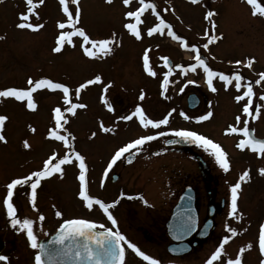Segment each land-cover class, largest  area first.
I'll return each mask as SVG.
<instances>
[{
  "label": "rangeland",
  "instance_id": "rangeland-1",
  "mask_svg": "<svg viewBox=\"0 0 264 264\" xmlns=\"http://www.w3.org/2000/svg\"><path fill=\"white\" fill-rule=\"evenodd\" d=\"M79 3V26L85 28L90 38H108L113 32L117 34L120 43L113 47L111 54L95 58L85 56L80 46V37H73L75 47L65 44L61 53L52 52L55 37L58 35L56 23L66 19L59 0H45V4L38 8L39 20L32 18L34 23L44 24L38 31L16 27L19 22L18 14L26 9L25 0H0V37H4L0 39V89L9 86L27 87L29 77L34 80L48 77L75 89L84 80L101 74L105 84L111 82V87L104 95L111 100L115 111H109L102 102L103 84L82 90L79 98L74 96V92L70 93L73 103H85L87 108L77 109L75 115L66 114L69 123L65 127L75 137L74 141L69 140L72 147L68 148L62 142L47 136L48 130L54 127L53 109L56 106L62 109L66 107L61 90L38 89L33 94L38 105L35 111L27 109L26 102L16 101L14 98L0 99V114L9 117L4 129L7 143L0 142V189L4 192L6 184L12 178L41 169L43 161L53 151L61 157L66 154L74 157V152L79 151L85 156L88 166L89 194L109 204L115 201L110 211L118 221L117 226L139 244L142 251L156 257L163 256L162 249L166 245V240L162 238V223L170 216L184 187L192 183L186 174L191 172L193 176H200L201 168L208 165L212 174L220 180L219 195L228 194L231 200V186L228 190L222 186L224 178L240 177L245 170H249L251 179H246L241 184L238 209H243L250 216L245 217V229L237 230V235L232 238L235 243L232 244L231 240L230 248L235 250L236 254L241 247H246L251 242L253 247L250 250L246 248L243 264H258L257 258L262 255L257 254L255 249L259 230L257 226L264 218V176L259 175L258 169L264 167V158L257 159L251 150L238 149L236 145L241 136L225 132L230 124L243 127L244 119L252 120L242 115L244 102L238 103L234 100L243 89L238 91L234 86L235 82L226 88L224 82L217 78L214 79L217 92L213 93L206 84L202 69L197 68L195 73L187 74L175 70L169 77L173 83L169 84L167 92L162 95V73L166 69L161 57L169 56L174 62L188 65L194 62L195 53L183 48L180 41L167 36L166 33L149 37L147 29L158 22L151 10L141 16L142 38L137 40L131 35L124 28V24L135 21L125 17L124 13L139 7L138 0H133L129 7H125L122 0H113L112 4L106 3L105 0H79ZM155 3L158 6L157 11H161V15L173 24V30L183 36L189 45L196 43L198 47L207 42L204 31L210 28L209 22L204 20L205 12L208 9L215 10L218 13L214 18L216 33L222 32L224 36L218 42L210 44L209 49L201 47V52L209 59L210 66L226 74L239 70L245 76V81H254L258 78L257 74L264 71V18L252 16L246 0H205L195 5L189 0H155ZM164 8L170 11L163 12ZM173 8L174 12L171 11ZM70 10L74 13L75 6L70 5ZM149 47L150 63L158 73L156 77L149 76L143 69L142 54L144 49ZM249 57L256 58L252 69H237L234 65V61H246ZM189 79L197 83L187 85L184 91L180 92V88L184 87ZM141 90L145 93L143 101L138 99ZM254 91L256 95L253 97V111L256 107H261L260 122L264 125V102L259 98L264 93V83L254 85ZM191 94H196L199 101L193 109L187 104V98ZM137 104H141L145 113L153 119L162 118L172 108L177 111L169 118V125L157 130L144 129L135 117L130 121L117 119L119 116L130 114ZM209 109L213 111V117L200 123L184 120L178 114L183 111L194 117L206 113ZM237 115H241L239 123L235 119ZM100 121L115 131L102 132L99 128ZM30 126L34 127L36 132L33 133ZM181 127L198 130L219 142L228 153L229 171H223L215 159L197 145L187 148L186 151H181L184 149L181 147L166 145V140L175 138L169 133V129ZM154 131H163L166 135L142 146L132 163L126 165L122 158L108 171L106 177L103 175L111 156L119 147ZM92 132L97 135L92 137ZM24 140L29 142L30 149L23 147ZM197 156L203 159L205 165L199 163ZM63 167V177L54 174L50 178L42 179L37 188L36 208L30 206L31 200L27 194L22 210L17 211L18 218L27 217L35 221L34 231L38 241L52 235L64 219L87 218L106 227L114 226L102 209L94 205L89 210L79 197L78 162L74 161ZM114 172H118L120 178L112 183L110 177ZM233 182L234 180L230 181L231 185ZM198 185L199 197L204 198L206 184L201 180ZM27 187L29 192L30 186ZM19 191L20 187L17 193ZM121 193L125 195L122 197ZM138 193L144 199H141ZM130 195L137 198L129 199ZM144 200L148 203L145 204ZM56 211H61L62 217L56 216ZM38 214H43L45 220L39 221ZM6 217V212L0 211V219ZM249 219L252 222H249ZM6 223H9L10 229L3 236L6 247L9 248L6 252L11 257L10 264L12 260L13 264H34L35 250L30 247L26 231L16 233L11 222ZM236 224L241 225V221L236 219ZM146 230L151 236L158 238L161 247L144 237ZM214 250L215 248L210 246L198 248L190 255L185 254V257L209 256ZM235 254L233 251L231 256L234 257ZM126 255V264H146L134 260L135 253L132 251L128 250Z\"/></svg>",
  "mask_w": 264,
  "mask_h": 264
},
{
  "label": "snow or ice",
  "instance_id": "snow-or-ice-1",
  "mask_svg": "<svg viewBox=\"0 0 264 264\" xmlns=\"http://www.w3.org/2000/svg\"><path fill=\"white\" fill-rule=\"evenodd\" d=\"M106 3L112 4L113 0H105ZM133 0H122L125 7H129ZM201 0H191L192 4H199ZM139 7L135 10H129L124 13L125 17L134 20L135 22H129L124 24V28L133 35L137 40L142 38L140 25L143 23L141 16L148 10L155 15L158 22L154 26L147 29V35L149 37L154 34L164 35L174 38L181 42V45L185 49H190L195 53L193 63H189L187 66L182 64L171 65L169 57L163 56L161 59L164 62L167 71L162 73L163 80L161 83L162 95L167 92L169 84L173 83L170 81L169 77L172 76L174 69L181 70L182 74H187L189 72L195 73L197 68L202 69L205 74V80L208 88L213 92H217V88L214 85V79H219L224 82L225 87L232 85L239 91L243 89L242 93L236 95L234 100L236 102H244L242 104V115L250 117L255 120L261 115V107H256L253 111V97L256 95L254 91V85H261L264 83V71H260L257 75L258 78L254 81H245V76L241 74L239 70L233 71L231 74H226L224 71L214 70L209 62L201 53V47L203 49H209L210 44H214L219 40L223 39L224 34L221 32L216 33V21L215 17L218 13L215 10L208 9L205 12L204 20L209 22L210 28H206L204 31V37H206L207 42L203 43L201 47H198L196 43L189 45L188 41L181 35H178L176 31L173 30L174 26L168 20L161 15V11H157V4L154 0H138ZM246 3L251 8L252 16H259L264 18V2L261 0H246ZM45 4V0H25L26 9L25 11L18 14V23L16 27L19 29H27L32 31H38L44 27V24L39 22H33L32 18L35 17L37 20L40 18L38 8ZM61 5L62 13L66 16L64 20H58L56 27L58 30V35L55 37V46L52 48V52L59 54L62 52L65 44L72 45L75 47L73 37L82 38L81 49L85 56L89 58H95L97 56H107L113 52V47L117 46L120 41L117 40V34L113 32L108 38L93 39L90 38L89 34L85 31V28L79 26L81 19V7L79 0H59ZM70 5L75 6V12L70 10ZM163 12H168L170 9L164 8ZM175 11V9H171ZM70 29V30H65ZM4 37H0L3 39ZM150 47L145 48L142 54V64L144 71L151 77H156L158 73L154 70L150 63ZM214 59V57H213ZM256 62L255 57H249L246 61L236 60L234 65L238 68L247 67L252 69L254 63ZM233 63V62H230ZM244 82V83H242ZM197 83L195 80H187L184 87L180 88V92L184 91L187 85ZM103 84L102 88V102L109 111L114 112V106L111 100L104 94L108 92L111 87V82L104 83L101 74H96L90 79L84 80L79 83L75 89L70 88V86L63 82H56L48 77H41L38 79H33L29 77L27 80V87H16L9 86L0 89V99L4 98H14L16 101L26 102V108L32 111L37 110L38 105L34 99V93L38 89H50V90H61L63 93V102L66 105L63 109L60 106H56L53 109L54 112V127H51L47 136L54 139L55 141H60L68 148L72 145L69 140H75V137L71 132L67 130L65 125L69 123L66 114H76L77 109H85L87 105L85 103H73L70 93L74 92V96L79 98L82 90H86L89 86ZM145 98V93L141 90L138 99L143 101ZM260 100L264 102V93L260 95ZM176 109H170L162 118L153 119L150 118L146 113L141 104H137L130 114L122 115L117 117L121 121H130L134 117L138 118V123L144 129L152 128L154 130L160 129L162 126H167L170 123V117L173 113H176ZM184 120L195 121L196 123L204 122L213 117L214 113L209 109L206 113L198 116H190L187 113L180 111L178 113ZM236 121L239 123L241 121V115L235 117ZM9 117L5 114H0V142L7 143L6 136L4 135V129L6 121ZM99 128L104 133H109L115 131V129L105 126L103 121L99 122ZM31 131L34 133L36 129L30 126ZM255 129H250L248 126V120H243V127L237 125H228L225 129L227 134H242V139L239 140L236 147L240 150L250 148L253 152L258 153L262 158H264V138H257L253 135ZM63 133V134H62ZM169 133L175 137V139H168L165 141L167 144H178V143H191L199 146L205 152L211 155L216 163L227 172L230 168V161L228 158V153L224 150L222 145L210 138L209 136L201 133L195 129L189 128H170ZM96 132H92L91 136L95 137ZM166 133L163 131H154L151 134L141 135L123 146L119 147L114 154L111 156L107 167L104 170L103 175L106 177L108 171L120 161L122 158L131 163L132 160L129 157L134 158L136 153L141 151L142 146L146 143L156 140L158 137L165 136ZM23 147L25 149H30L31 145L27 140L23 141ZM74 161L78 162V181L80 185L79 197L86 207L91 210L94 205L98 206L107 215V219L112 225H117L118 221L114 217L110 209L115 205V201L111 204L106 203L102 199H98L89 194L88 191V181L87 173L88 166L86 164V158L79 151L74 152V157L72 155L59 156L55 151L48 156L46 160L43 161V166L39 170H33L29 174L15 177L6 184V195L3 199V204L6 207V214L10 218V222L14 229L18 231H26V237L29 241L30 247L35 250L34 252V264H56V256H66L71 258L73 261H83V264H126V247L131 249L138 257L142 258L144 261L149 262V264H161V261L153 256L142 251L136 243L128 240L125 234H123L118 229L113 230L112 227H105L103 224H98L96 221L87 218H71L64 219L63 223L59 226V232L54 237L56 244L62 245L61 249L51 250L46 248V246L38 241L37 234L34 231L35 221L32 218H18L17 217V207L14 203V195L19 187L25 185L30 186L29 198L31 200V206L36 208L37 200V188L40 186L42 179L50 178L54 174H59L63 177L65 173L64 165L72 164ZM259 175L264 176V167L258 169ZM250 180L251 175L249 170H245L239 177V180L231 185V206L228 212V216L234 219H241V214L238 211V194L241 190V184L245 180ZM125 194L121 193L123 197ZM129 199H135V196H128ZM142 199V197H140ZM145 204L148 203L147 200L143 201ZM55 215L62 217L63 213L61 211H56ZM188 223L186 224L185 230L190 231L194 228V221L192 217H188ZM38 220L44 221L45 216L43 214H38ZM103 229L102 231H96V229ZM228 235H224L219 246L211 253L210 257L205 261V264H243V254L247 249H251L253 244L249 242L246 247H241L238 254L234 259L227 258L225 246L233 237L237 235V229L235 227L225 225ZM83 239L84 243L81 245L78 241ZM66 241L68 243H66ZM52 243V242H50ZM258 248L262 256H264V223L259 226L258 232ZM75 249V251H74ZM47 257V260L45 259ZM222 257L224 259H222ZM0 264H10V257L6 254H0ZM260 264H264V259L260 261Z\"/></svg>",
  "mask_w": 264,
  "mask_h": 264
},
{
  "label": "flooded vegetation",
  "instance_id": "flooded-vegetation-1",
  "mask_svg": "<svg viewBox=\"0 0 264 264\" xmlns=\"http://www.w3.org/2000/svg\"><path fill=\"white\" fill-rule=\"evenodd\" d=\"M261 2H264V0H261ZM260 121H261V115L258 119H255V120L252 119V120L248 121V124H250L249 128L251 127L253 129H255V132L259 137H264V133H262V131L264 129V125ZM175 148H180V147H175ZM170 149H172V147ZM186 150H188L186 147H184V149H181V151H186ZM254 153H256V152H254ZM256 155H257V159H262V157L258 153H256ZM196 160H197V158H196ZM199 168H201V167L199 166ZM201 172H202V175H200V176H199V174L193 176L191 174V172L186 174V175H189L190 179L192 180V183H190L184 187V189L187 187H192L195 189L196 227L192 231L190 236L186 239L187 242H189L190 244L193 245V249L190 251V253H188L189 255L192 252H194L195 250H197L198 248H206V247L210 246V247H214L216 249V247L219 246V243L221 242L223 236L229 234L227 232V229L225 228L226 224L229 226L235 227L237 230H239V229L243 230V229H245V226H246L245 225V217L249 218V216H250V215H247L243 209H238L242 218L238 219L241 221V225L236 224V219L234 220V218L228 216V212H229L230 206H231V200L228 197V194H227V196H225V195L220 196L219 195V182H220L219 178L215 177L212 174L208 165L203 166L201 168ZM233 172L234 171H231V173H233ZM201 180L203 183L206 184V189H207L206 196L204 198L203 197L200 198L199 194H198V191H200L198 183ZM231 180H234L233 183L235 184L239 180V177H236V178H226L225 177L222 186L227 187V190H228L231 186V183H230ZM204 187H205V185H204ZM27 194L28 195L30 194V191L28 192L27 185L23 186L22 188L20 187L19 193H17V190H16L15 195H14V203H16L17 211L22 210L21 208L25 204V200L28 197ZM5 195H6V187L4 188V192L0 189V211L1 212L7 211L6 207L3 204V199H4ZM181 195H182V193H180L177 201H179ZM22 197L24 198V201H23ZM21 202L23 204H21ZM18 214L19 213H17V217H18ZM169 217L166 220H164V222L162 223V226L164 228V230L162 232V238H163V240H166V245H165L164 249H162L163 250V252H162L163 256H156L154 258L159 259L161 261V264H205V261L210 257L211 254L209 256H194V257H188L187 256V257H185V255L184 256L183 255L182 256H175L169 252L168 245L171 243V239L167 233V221H168ZM255 217H256V215H255ZM231 218L233 220H231ZM7 221H10L9 217H6L5 219H0V225H1L0 229H2V234H0V254H6L10 257V255L7 254V252H6L9 250V248L6 247V243H5V239H4L5 236H3L4 233H6L7 230L10 229L9 223H6ZM249 222H252V221L249 219ZM206 223H209L210 225L208 227L207 234H204L203 227L206 225ZM261 223H264V218H262L260 220L259 224L261 225ZM259 226H257L258 229H259ZM112 228H113V230L118 229L119 231H121L117 225H114ZM13 230L16 233L22 232V231H18L17 229H13ZM258 232H259V230L257 231V233ZM143 234H144V237L146 239L148 238L147 240H151L153 243L160 246L161 242L158 240V238L151 236V234H149V232L147 230L144 231ZM126 237L131 242H134L127 235H126ZM167 240H168V242H167ZM257 241H258V237H257ZM234 243H235V241L232 240V244H234ZM232 244L229 241L228 244L225 246V249H226L227 258L234 259L236 257V255L238 254L239 250L235 254V250H232L230 248V246ZM137 246L140 247L139 244H137ZM255 249H256L257 254L259 253V255H260L257 242L255 243ZM128 250L132 251L131 249H128L126 247V254H127ZM233 251L235 254L234 257L231 256ZM133 257H134L133 258L134 260L149 264V262L144 261L142 258L138 257L136 254L133 255ZM18 259H15V260H18ZM222 259H224V258L222 257ZM262 259H264V256H261L259 259L257 258V263L260 264V261ZM10 260H11V257H10ZM126 260H127V255H126ZM243 261H245V260L243 259ZM255 263H256V261H255ZM11 264H13V260H12ZM214 264H215V262H214ZM225 264H226V261H225Z\"/></svg>",
  "mask_w": 264,
  "mask_h": 264
},
{
  "label": "water",
  "instance_id": "water-1",
  "mask_svg": "<svg viewBox=\"0 0 264 264\" xmlns=\"http://www.w3.org/2000/svg\"><path fill=\"white\" fill-rule=\"evenodd\" d=\"M205 59L207 60L206 57H205ZM169 60L171 62V65H174L173 60L170 57H169ZM198 102L199 101H198V97L196 94H191L187 98L188 107L190 109L195 108V106L198 105ZM253 135L255 136L254 133H253ZM172 139H175V138H172ZM167 145H181V146L190 145V146H192L194 144L178 143V144H167ZM134 158H135V156H134ZM134 158L129 157V159H131L132 161L134 160ZM126 163H128L127 160H126ZM118 177H119L118 174H114L111 178V181L115 182L118 179ZM194 194L195 193H194V190L192 188H187L184 190L179 202L173 207L171 217L167 222L168 234L171 236V238L173 240L180 242L178 244H171L169 246V251L174 255H181V254L187 253L188 251L191 250V246L187 242H183V240L185 238H187L196 227V210H195V206H194V200H195ZM188 217H192V219L194 221V228H192V230H190V231L185 230L186 224L188 223V219H187ZM59 230H57L51 237H49L46 240L41 241L40 243L44 244L46 246V248L51 249V250L61 249L63 247L62 245H59V244H56L55 242H53L54 237L58 234ZM96 231H102V230L96 229ZM207 232H208V227H205L204 228V234H207ZM50 242H52V243H50ZM78 242L81 245L84 243L83 239H80ZM66 243H68V242L66 241ZM74 251H75V249H74ZM45 259L47 260L46 256H45ZM55 259H56V264H83L82 260L81 261H73L71 258L63 256V255L56 256Z\"/></svg>",
  "mask_w": 264,
  "mask_h": 264
}]
</instances>
